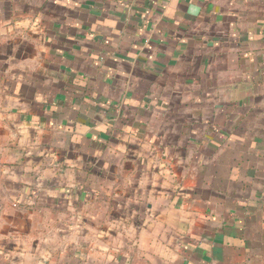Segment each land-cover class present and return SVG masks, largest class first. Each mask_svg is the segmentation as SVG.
Listing matches in <instances>:
<instances>
[{
	"label": "crops",
	"instance_id": "1",
	"mask_svg": "<svg viewBox=\"0 0 264 264\" xmlns=\"http://www.w3.org/2000/svg\"><path fill=\"white\" fill-rule=\"evenodd\" d=\"M0 167V264H264V0H0Z\"/></svg>",
	"mask_w": 264,
	"mask_h": 264
},
{
	"label": "rangeland",
	"instance_id": "2",
	"mask_svg": "<svg viewBox=\"0 0 264 264\" xmlns=\"http://www.w3.org/2000/svg\"><path fill=\"white\" fill-rule=\"evenodd\" d=\"M0 169H1V167H0ZM1 192H4V189L1 190L0 193H1ZM6 200H8V198H7V193H4V194H2V196L0 197V203L3 202V201H6ZM13 203H15V202H13ZM15 204H16V203H15Z\"/></svg>",
	"mask_w": 264,
	"mask_h": 264
}]
</instances>
